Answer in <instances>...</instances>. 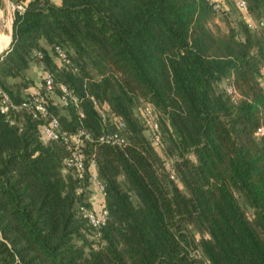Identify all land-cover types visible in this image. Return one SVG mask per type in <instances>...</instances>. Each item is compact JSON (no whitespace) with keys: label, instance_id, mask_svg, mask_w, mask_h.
Listing matches in <instances>:
<instances>
[{"label":"trees","instance_id":"1","mask_svg":"<svg viewBox=\"0 0 264 264\" xmlns=\"http://www.w3.org/2000/svg\"><path fill=\"white\" fill-rule=\"evenodd\" d=\"M56 1L13 12L0 102L45 96L29 94V72L40 84L51 73L79 105L46 96L48 109L67 133L90 135L104 195L64 170L70 147L44 143L43 121L0 115V264H264V0H244L242 14L235 0ZM218 13L222 35L210 29ZM113 134L121 147L100 142ZM91 208L104 226L88 225Z\"/></svg>","mask_w":264,"mask_h":264},{"label":"built area","instance_id":"2","mask_svg":"<svg viewBox=\"0 0 264 264\" xmlns=\"http://www.w3.org/2000/svg\"><path fill=\"white\" fill-rule=\"evenodd\" d=\"M53 1V0H47ZM235 7L239 12L244 13L246 3L244 0H235ZM220 6L215 4L213 11L218 12ZM11 9L17 12H22L23 7L11 6ZM54 58L62 65L67 61L66 55L60 48H54L52 50ZM264 77V70L261 73ZM42 89L45 96L34 94L33 96L26 97L19 103L15 104L9 100L5 95H2L0 102V115L3 116L9 126L15 125V120L10 118V113L14 114H26L31 119L36 121H43L40 127L41 140L44 143L63 142L70 147V153L68 158L64 161V170L73 173L74 177L78 180L86 178L88 182V189L94 194L103 197L105 187L99 181L96 167L93 161H86L84 149L86 144L90 142V135L82 128L79 127L74 133L69 134L61 128V125L57 117L48 109L46 104V96L55 101V105L66 109L68 107L77 108L78 101L73 94L62 84H56L54 77L51 73H45L43 76ZM226 93L237 100L238 96L231 87L226 88ZM54 96V97H53ZM101 122H106V115L100 114ZM141 118L151 136V142L155 148H159L161 141L158 134V122L157 113L151 104H144L141 108ZM118 129L123 128L121 121L118 122ZM257 136L264 134V126H261L257 130ZM101 143L110 146L121 147L123 145L117 135H107L100 139ZM166 173L169 175L170 180L173 179V171L170 163H165ZM96 208H91L89 211L83 212V218L87 221L88 225L97 229L105 224L107 217L106 212L101 209L99 212H95Z\"/></svg>","mask_w":264,"mask_h":264},{"label":"rangeland","instance_id":"3","mask_svg":"<svg viewBox=\"0 0 264 264\" xmlns=\"http://www.w3.org/2000/svg\"><path fill=\"white\" fill-rule=\"evenodd\" d=\"M228 2L229 3H227L226 7H225L226 11L229 9V6L233 7V5L230 3V1H228ZM12 17H13V10L11 9V6L6 7L3 0H0V34H1V36L4 35L6 37H9L10 34H12L11 33ZM223 18L224 17H222V14L220 13L212 21V23L210 24V29L212 30L213 33L222 35V34H225L227 32L228 24ZM251 26L254 27V25H251ZM29 74L32 75L33 79L35 80V84L31 88L28 89L29 94H32L34 92H39L40 87L42 86V84H40V82L38 81L39 72H37V71L35 72L34 70H32V72L31 73L29 72ZM26 97H28V95ZM52 105H55L54 100H52Z\"/></svg>","mask_w":264,"mask_h":264},{"label":"bare ground","instance_id":"4","mask_svg":"<svg viewBox=\"0 0 264 264\" xmlns=\"http://www.w3.org/2000/svg\"><path fill=\"white\" fill-rule=\"evenodd\" d=\"M3 36L0 34V54L8 47L10 41L9 37Z\"/></svg>","mask_w":264,"mask_h":264},{"label":"crops","instance_id":"5","mask_svg":"<svg viewBox=\"0 0 264 264\" xmlns=\"http://www.w3.org/2000/svg\"><path fill=\"white\" fill-rule=\"evenodd\" d=\"M20 1H24V0H3V2H4V4H5V6L7 7H9V6H17L18 4H19V2ZM26 1H29V0H26ZM53 1H55V3H57L58 4V1H56V0H53ZM10 11V10H9Z\"/></svg>","mask_w":264,"mask_h":264},{"label":"water","instance_id":"6","mask_svg":"<svg viewBox=\"0 0 264 264\" xmlns=\"http://www.w3.org/2000/svg\"><path fill=\"white\" fill-rule=\"evenodd\" d=\"M9 38H10V41H9V45H8V47L0 54V58L5 54V52L9 49V46H10V43H11V40H12V34H10V36H9Z\"/></svg>","mask_w":264,"mask_h":264}]
</instances>
